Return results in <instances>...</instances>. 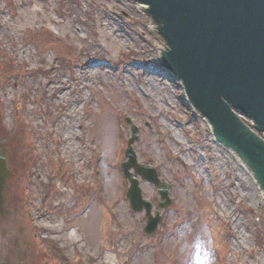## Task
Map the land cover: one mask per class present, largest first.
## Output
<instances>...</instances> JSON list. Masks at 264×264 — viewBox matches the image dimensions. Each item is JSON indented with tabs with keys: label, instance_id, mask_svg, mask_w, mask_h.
<instances>
[{
	"label": "rangeland",
	"instance_id": "obj_1",
	"mask_svg": "<svg viewBox=\"0 0 264 264\" xmlns=\"http://www.w3.org/2000/svg\"><path fill=\"white\" fill-rule=\"evenodd\" d=\"M135 0H0V149L17 173L0 212V264H264V194L215 140L162 63L164 37ZM172 182L146 234L121 169ZM208 120V119H207ZM153 212L160 193L140 179Z\"/></svg>",
	"mask_w": 264,
	"mask_h": 264
},
{
	"label": "water",
	"instance_id": "obj_2",
	"mask_svg": "<svg viewBox=\"0 0 264 264\" xmlns=\"http://www.w3.org/2000/svg\"><path fill=\"white\" fill-rule=\"evenodd\" d=\"M146 4L152 25L164 37L162 63L182 81L189 100L213 127L214 135L233 150L264 190V0H135ZM165 71V70H164ZM131 135L122 171L134 211L145 210V233L162 220L160 209L172 203V182L162 180L152 164L138 159L134 142L140 128L126 116ZM7 146L0 151V212L5 213L6 186L15 174ZM140 178L160 193L159 208L144 197Z\"/></svg>",
	"mask_w": 264,
	"mask_h": 264
},
{
	"label": "bare ground",
	"instance_id": "obj_3",
	"mask_svg": "<svg viewBox=\"0 0 264 264\" xmlns=\"http://www.w3.org/2000/svg\"><path fill=\"white\" fill-rule=\"evenodd\" d=\"M206 118V117H205ZM206 122H207V124H209V126H210V130L211 131H213V127H211V124H210V122L206 119ZM214 134V133H213ZM237 158H238V160H239V162L244 166V164L242 163V161L239 159V157L238 156H236ZM244 167H246V166H244ZM246 169H248L249 170V168L248 167H246ZM250 171V170H249ZM263 191V194H264V190H262Z\"/></svg>",
	"mask_w": 264,
	"mask_h": 264
}]
</instances>
